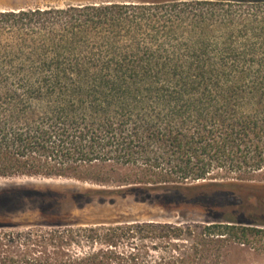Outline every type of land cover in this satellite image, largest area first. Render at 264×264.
<instances>
[{
    "label": "trees",
    "instance_id": "trees-1",
    "mask_svg": "<svg viewBox=\"0 0 264 264\" xmlns=\"http://www.w3.org/2000/svg\"><path fill=\"white\" fill-rule=\"evenodd\" d=\"M32 177L211 210L203 224L0 223V264H264V213L232 191L264 188V0L0 8V179ZM29 195L1 189L0 206Z\"/></svg>",
    "mask_w": 264,
    "mask_h": 264
},
{
    "label": "rangeland",
    "instance_id": "rangeland-1",
    "mask_svg": "<svg viewBox=\"0 0 264 264\" xmlns=\"http://www.w3.org/2000/svg\"><path fill=\"white\" fill-rule=\"evenodd\" d=\"M99 1L166 0H0V8L64 6ZM1 189L30 193L25 198L0 206V210L4 211L0 215V223L13 226L10 228L13 232L48 228L50 225H57L55 229L59 230H76L87 226L147 220L174 224H186L193 220L203 224L211 210L205 204L168 203L162 191H128L73 179H0ZM232 191L236 197L246 201L243 210L264 213V188ZM83 250H87L85 243H81L80 247L72 244L68 251L79 253Z\"/></svg>",
    "mask_w": 264,
    "mask_h": 264
},
{
    "label": "flooded vegetation",
    "instance_id": "flooded-vegetation-1",
    "mask_svg": "<svg viewBox=\"0 0 264 264\" xmlns=\"http://www.w3.org/2000/svg\"><path fill=\"white\" fill-rule=\"evenodd\" d=\"M0 215H1V212H0Z\"/></svg>",
    "mask_w": 264,
    "mask_h": 264
}]
</instances>
